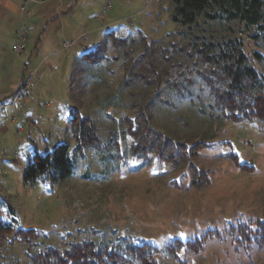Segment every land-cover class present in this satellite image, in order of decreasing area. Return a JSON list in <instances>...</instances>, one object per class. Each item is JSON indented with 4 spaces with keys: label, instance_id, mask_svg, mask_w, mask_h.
<instances>
[{
    "label": "rangeland",
    "instance_id": "obj_1",
    "mask_svg": "<svg viewBox=\"0 0 264 264\" xmlns=\"http://www.w3.org/2000/svg\"><path fill=\"white\" fill-rule=\"evenodd\" d=\"M173 8L172 0H0V106L8 105L0 109V221L39 234L32 244L11 243L9 235L0 264H31L29 254L86 241L151 245L158 264H264V248L237 240L239 227L264 222V120L237 121L214 106L203 79L214 70L190 44L195 36H242L262 77L264 45L241 35L237 23L201 17L192 29L178 25ZM21 28L28 36L18 54ZM97 50L102 60L88 62ZM165 72L171 82L190 85L181 97L176 88L158 87ZM31 77L24 100L13 103L14 85ZM151 80L154 88L145 86ZM156 88L162 93L152 126L198 145L179 166L134 151L122 121ZM76 111L93 121L102 147L77 155L64 182L25 183L33 157L63 144L75 148ZM203 237L200 250L179 248Z\"/></svg>",
    "mask_w": 264,
    "mask_h": 264
},
{
    "label": "trees",
    "instance_id": "obj_2",
    "mask_svg": "<svg viewBox=\"0 0 264 264\" xmlns=\"http://www.w3.org/2000/svg\"><path fill=\"white\" fill-rule=\"evenodd\" d=\"M172 2L174 6L172 21L178 25L192 29L198 26L201 17L206 21L224 25L237 23L241 35L248 33L258 46L264 45V0H172ZM230 31L234 32V28ZM114 42L119 44L122 40L115 38ZM190 45L191 48H197L203 61L214 70L213 76L210 74L207 76L206 72L204 76L207 78L202 76L205 72H199L208 83L210 94L214 98V106L222 108L237 121L264 120V77L250 64L244 51L242 36L223 41H206L205 38L195 36ZM163 51L165 52V49ZM254 55L258 60L262 59L258 52ZM86 60L92 64L99 63L102 60L100 50L87 55ZM170 75V72H165L158 87L176 88L177 97H181V90L190 85L178 81L171 82L168 78ZM211 77L212 79L215 77L217 81H212ZM155 81H148L145 86L152 88ZM125 82L127 85H135L132 84V79L126 78ZM157 88L153 90L150 101L141 104L133 117H127L122 121L127 122V133L132 139L134 151L155 154L158 158L179 166L195 156L194 149L198 145L173 140L152 126L149 120L150 112L155 107V99L160 98L162 93L161 90L157 91ZM184 92L191 93L189 90ZM115 103V106L118 105ZM75 113L72 119L75 148L71 151L68 144H63L46 156L33 157L24 172L25 183L37 179L44 182H64L75 172L77 155L84 157L87 149L98 150L102 147V137L93 121L88 117H80L77 111ZM111 139L112 136L109 140ZM11 212L13 213L12 208ZM238 230V242L255 243L264 248V222L257 223L256 228L245 226L239 227ZM9 235H13L11 243L17 241L32 244L39 238L38 232L34 229L15 230L12 225L0 221V245ZM206 240L207 238L203 237L195 242L180 244L179 248L200 250ZM156 251L153 246L146 244L134 245L124 242L102 246L93 241H86L71 244L62 251L47 247L37 254H29L28 257L31 264H158L154 255Z\"/></svg>",
    "mask_w": 264,
    "mask_h": 264
},
{
    "label": "built area",
    "instance_id": "obj_3",
    "mask_svg": "<svg viewBox=\"0 0 264 264\" xmlns=\"http://www.w3.org/2000/svg\"><path fill=\"white\" fill-rule=\"evenodd\" d=\"M110 8H111V5H107L103 13H106ZM27 36H28L27 30L21 28L18 33L19 43L14 47V51L16 53L21 54L26 49L25 41L27 39ZM31 80H32V77L28 81H25L20 85L16 94L13 97V103L21 102L26 97L27 90L29 89L31 85Z\"/></svg>",
    "mask_w": 264,
    "mask_h": 264
},
{
    "label": "crops",
    "instance_id": "obj_4",
    "mask_svg": "<svg viewBox=\"0 0 264 264\" xmlns=\"http://www.w3.org/2000/svg\"><path fill=\"white\" fill-rule=\"evenodd\" d=\"M23 82H24V80H21L19 84L14 85L13 90L16 92V90L20 87V85H21ZM13 94H14V93H13ZM26 99H27V98H26ZM23 100H24V99H23ZM23 100H22V101H23ZM22 101H21V102H22ZM26 101H27V100H26ZM7 106H8V105H5V106H4L3 104H1L0 109L3 108V107H7ZM0 111L2 112V110H0Z\"/></svg>",
    "mask_w": 264,
    "mask_h": 264
}]
</instances>
